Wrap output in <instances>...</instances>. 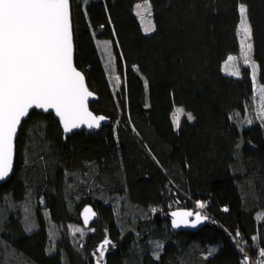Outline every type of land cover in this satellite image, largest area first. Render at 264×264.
<instances>
[{"label": "trees", "instance_id": "1", "mask_svg": "<svg viewBox=\"0 0 264 264\" xmlns=\"http://www.w3.org/2000/svg\"><path fill=\"white\" fill-rule=\"evenodd\" d=\"M149 2L155 30L139 40L114 27L109 10ZM75 64L98 100L99 131L64 139L53 114L33 111L16 141L12 176L0 185V264H244L264 251V120L257 118L249 67L222 66L240 52L246 6L253 60L264 85V0H70ZM97 40L110 41L114 88ZM148 88L140 110L133 83ZM183 110L179 127L174 114ZM192 119H189L188 116ZM182 136L185 154L176 159ZM205 205L210 222L173 231L171 208ZM86 206L97 213L88 227ZM25 208L34 225L28 226ZM176 210V209H175ZM50 213L57 239L43 212ZM70 225L90 228L73 241ZM255 238V239H254ZM103 258L97 256L105 242Z\"/></svg>", "mask_w": 264, "mask_h": 264}, {"label": "snow or ice", "instance_id": "2", "mask_svg": "<svg viewBox=\"0 0 264 264\" xmlns=\"http://www.w3.org/2000/svg\"><path fill=\"white\" fill-rule=\"evenodd\" d=\"M239 12L238 35H243L241 51L245 63H249L252 32L247 9L241 5ZM153 30L154 26L145 28L146 32ZM235 59L230 56L229 65ZM229 74L239 76V71ZM91 95L84 76L73 66L69 0H0V180L12 171L18 126L30 109L54 110L65 132L82 124L90 129L99 128L105 118L88 111L87 101ZM259 98L264 117V87L259 90ZM182 114V109L174 114L176 127ZM188 118L192 119L190 115ZM198 207L205 205L200 203ZM172 215L176 217L173 226L179 227L187 223V217L193 213L173 212ZM94 216L90 208L85 209V224ZM195 219L199 223L206 217L196 213ZM75 231L82 233L79 228ZM109 243L105 240L100 246L101 258ZM260 255L264 256V251Z\"/></svg>", "mask_w": 264, "mask_h": 264}, {"label": "rangeland", "instance_id": "3", "mask_svg": "<svg viewBox=\"0 0 264 264\" xmlns=\"http://www.w3.org/2000/svg\"><path fill=\"white\" fill-rule=\"evenodd\" d=\"M149 2H142L138 4H132L127 6H121L118 8H112L109 10V15L111 18V22L114 27H124L132 31L136 37L137 40L141 38L143 34H151L155 30V24L152 17V11ZM244 6V5H243ZM246 8V6H244ZM240 9V8H239ZM140 12L141 14L138 15L137 13ZM240 13V12H239ZM248 19V17H247ZM241 20V16H240ZM249 23V22H248ZM240 24V22H239ZM250 25V24H249ZM148 26H154V30L150 32H146L145 28ZM239 29V26H238ZM243 39V35L239 34V40ZM252 44V35L251 40ZM97 47L100 50V53L102 55L103 63L106 69V72L111 80V83L114 85V88H119L121 84H123L124 80L118 75L116 70V61H115V55L113 53L112 45L110 41L108 40H97ZM230 57V56H229ZM228 57V58H229ZM231 57H235L236 59L229 65L228 59L224 62L222 66V70L224 74L230 75L229 73L231 71L238 70L240 71L241 66L249 67L251 70V77L253 81V87H254V105H255V112L257 115V118L261 121L264 120V117L261 116V109H260V98H259V90L261 87H264V85L259 83V71H258V65L253 60V44H252V51L249 54L250 61L249 63H245L244 57L242 55L241 51V43H240V52L237 55H231ZM253 65H255V78H253ZM233 76V75H230ZM236 77V76H235ZM133 83L136 88L138 98H139V105L140 110L142 113L146 112L148 110V88L147 83L145 79L136 71L133 72ZM177 113V112H176ZM176 147V159L181 158L185 154L186 149V143L182 136H178L175 142ZM177 209L171 208L172 212ZM198 210L202 211L203 208L196 207L194 211L199 212ZM200 213V212H199ZM44 215V221L47 222L48 226V234L50 237V251H52L53 245L55 240L57 239V231L55 229V225L53 224L50 213L43 212ZM205 217V216H203ZM25 219L28 226H31V228L34 225V219L32 217V210L31 208H25ZM81 229V232H76L75 229ZM70 236L72 237L73 241H80L84 239V237L91 231L90 228H86L84 225H70L69 226ZM54 241V242H53ZM97 256L100 258V252H98ZM20 264H31L26 261H20Z\"/></svg>", "mask_w": 264, "mask_h": 264}, {"label": "water", "instance_id": "4", "mask_svg": "<svg viewBox=\"0 0 264 264\" xmlns=\"http://www.w3.org/2000/svg\"><path fill=\"white\" fill-rule=\"evenodd\" d=\"M69 10H70V20H71V26H72V41H73V66L77 69V71H79L85 78V84L88 88V90L92 93V95L88 98V101H87V107H88V111L91 112L94 116H102V115H96L94 114L91 109H90V105L93 103V102H96L98 100V96L93 92L91 91V89L89 88L88 84H87V79L85 77V75L83 74L82 71H80L77 67H76V64H75V42H74V32H73V21H72V9H71V3H70V0H69ZM33 111H37V112H40V113H43V114H53L56 118V120L59 122L60 124V127L63 131V134H64V139H66L67 137H70L72 134L74 133H80L82 131H87L89 133H92L94 131H99L103 126L105 125H108L110 123V120L107 119L105 116H103L105 119L102 120L100 122V127L99 128H88L86 124H82L79 128H75L73 129L72 131L70 132H65L64 129H63V125L59 119L58 116H56L55 114V111L54 110H48V111H43L41 109H30L29 110V115L27 117H24L22 118L21 120V124L18 126V130H17V135H16V138L14 140V153H13V164H12V171L9 173V175L7 177H5L3 180H0V185L5 183L13 174L14 172V167H15V159H16V141H17V137L19 135V131H20V128L23 124L24 121H26L30 114L33 112ZM87 208H90L94 213H95V216L94 217H91L89 220H88V223L85 224V209ZM185 211H188V212H192L191 210H185V209H182V210H175L173 212H185ZM172 212V213H173ZM172 213L170 214V219H171V226H172V229L174 232L176 233H180V232H192V233H195L197 232L198 230H200L201 228H203L206 224H208L210 222V219L209 218H206V219H202L199 223H196V219H195V214L194 212L192 216L190 217H187V223H183L181 224L179 227H174L173 226V220L176 219V217H174L172 215ZM202 216V215H201ZM203 217V216H202ZM81 218H82V221H83V224L88 227L90 226L97 218V213L96 211L94 210L93 207L91 206H86L84 208V210L82 211V214H81ZM195 225V226H193Z\"/></svg>", "mask_w": 264, "mask_h": 264}, {"label": "built area", "instance_id": "5", "mask_svg": "<svg viewBox=\"0 0 264 264\" xmlns=\"http://www.w3.org/2000/svg\"><path fill=\"white\" fill-rule=\"evenodd\" d=\"M200 208V207H199ZM202 216H205L204 208L202 211L198 210ZM244 264H264V259L262 258H250L248 255L243 258Z\"/></svg>", "mask_w": 264, "mask_h": 264}]
</instances>
